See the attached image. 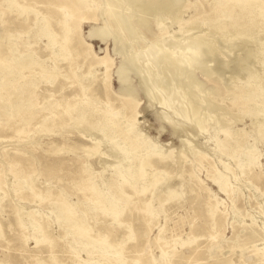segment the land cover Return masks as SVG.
Listing matches in <instances>:
<instances>
[{"label":"rangeland","instance_id":"rangeland-1","mask_svg":"<svg viewBox=\"0 0 264 264\" xmlns=\"http://www.w3.org/2000/svg\"><path fill=\"white\" fill-rule=\"evenodd\" d=\"M184 1H175L173 14L163 12L151 18L152 32L144 31L146 38L138 45L133 44L137 39L128 34L126 44L116 50L111 38L103 41L87 36L93 25H103L100 16L94 22H80L79 16L99 13V9L88 5L83 15L76 14L71 21L78 26L79 33L69 45L68 59L60 60L53 71L57 75L54 82L40 83L34 92L35 115L23 123L21 113L10 121H0V264H96L95 261L104 262L105 249L119 251L121 264H264V140L254 138L256 118L249 113L253 106L264 109V96L257 100L237 97V92L247 84L250 90L258 91L257 86L264 83V23L259 21L253 27L246 24L240 33L234 28L219 32L208 28L210 19L204 22L199 17L200 12L211 16V0H189L195 5L186 9L182 7ZM22 2L45 13L52 27L58 29V21L69 13L67 5L75 1ZM143 2V8L152 7V0ZM5 17L6 24H0L2 49L11 41L17 51L24 52L25 42L31 41L30 48L41 59L48 56L46 37L36 40L33 30L26 32L32 14L25 21L15 13ZM155 22L160 23L161 29H157ZM201 36L203 46H198L194 40ZM158 39L165 40L163 45L178 58L181 70L174 66L173 70L161 69L162 59L151 55L158 54L151 46ZM192 48L204 50L190 55ZM189 55L192 63L186 61ZM96 57H106L111 66L109 102H105L102 83L104 67L95 64ZM123 60H135L137 67L129 70L121 82L116 70ZM184 62H190L187 70ZM47 63L51 64V59ZM78 63L83 74L81 83L90 84L86 91L77 86L76 78L64 76L68 70H77ZM90 64L96 81L88 74ZM146 69L152 73L148 75ZM123 87H128L130 93L124 92ZM92 92L103 103L91 98ZM126 97L138 103L139 127L153 141L135 150L136 162L154 150V166L165 170L170 182L181 181L182 192L159 208L160 198L153 197L149 188L135 192L125 185L116 194L120 212L112 221L110 215L90 208L89 191L79 187L94 182L104 188L102 181L111 176L109 166L119 153L96 129L85 123L73 124L70 119L61 123L59 114L67 104L82 101L96 113L94 118L107 114L118 122V108ZM51 104L57 105L52 114L48 109ZM45 116L50 118L49 127L41 125ZM193 116L203 120V129L190 120ZM258 116L257 119H264V112ZM224 129L239 133L242 140L235 153L251 150L255 156L252 162L240 167L235 158L218 149ZM129 136L132 135L125 132L119 139L128 146ZM98 140V150L88 156L84 149ZM160 153L170 156L160 160ZM213 174L224 181L225 192L214 186ZM24 175L30 176L39 195L21 188L19 179ZM136 177L139 186L143 181L139 172ZM164 190L162 186L158 194L163 195ZM60 198L74 203L90 227L88 234L98 244L91 263L84 251L73 248V235L65 234L57 221L51 202ZM149 204L158 207L156 213L148 211ZM210 205L215 208L213 215L208 212ZM30 219L46 230L52 248L47 241L35 243ZM108 264L117 263L111 258Z\"/></svg>","mask_w":264,"mask_h":264},{"label":"bare ground","instance_id":"bare-ground-1","mask_svg":"<svg viewBox=\"0 0 264 264\" xmlns=\"http://www.w3.org/2000/svg\"><path fill=\"white\" fill-rule=\"evenodd\" d=\"M22 1L23 0H0V24L3 26L6 24V14L8 15L10 13H15L18 19H24V21L30 14H32V23L26 32H30L31 30H33V36H35L36 40H40L41 38L46 37L47 41L45 42V48L49 50V54L45 59H41L37 54V51L30 48L31 41L25 42L27 49L24 52L17 51L15 44L11 41H9L7 45H4L3 49L2 47H0V119L1 117H4L2 120H0L1 122L10 121L12 117L16 116L18 113H21L22 115L20 118V122L23 123L30 120L35 115L36 112L34 109V92L38 88L40 83L54 82L57 75L53 71L58 68L57 65L60 60L68 59L69 45L76 40L74 37L79 33L78 26L71 24V21L77 16L76 14L83 15V11H85L88 5L91 7H95V10L99 9V13L91 14V16L88 17L79 16L80 22H94L98 20L100 16L103 20V25H93L88 30L87 36L90 38H98L103 41L111 38L113 40L115 50L117 48H121L122 46H124V44H126L125 38L128 34H132L133 37L137 39L133 42V44L138 45L140 40L146 38L144 35V31L152 32L150 26L151 18H155L156 15H159L163 12H165L166 14L172 12L173 14V9H175L176 7H174V3L176 0L174 1V3L173 0H152V7L147 9L142 7V4L146 2H143L144 0H74L75 2L73 4H71L70 2V5H67L69 8V13H67V15H65L61 21H58L59 28L54 29L50 22V18L45 13L33 6H25ZM62 2H64V0H62ZM194 5L195 3H190L189 0H185L182 7L186 9L193 7ZM55 6L60 7V5L57 4ZM209 12L211 13V16H208L206 13H199V17L202 18V21L205 22L206 20L210 19V24L208 25L209 29H218V31H224L226 29L234 28L236 32L240 33L241 29L246 24H250L253 27V24H257V22L259 21H262L264 23V0H211V8L209 9ZM240 19H244V21H241ZM155 23L157 29H161L160 23ZM2 33L0 34L2 35ZM202 38L203 37L201 36V38L194 40L196 43H198V46L202 45ZM164 41L158 39L155 43H151V46L155 47L153 49H155L158 54H151L153 53V50L151 51V49H149L148 52L151 51V53H148V55L151 54L155 56V58L157 55H159L157 56V60L158 57L162 59L161 69L165 68L173 70L174 66L177 68L179 67V69L181 70V65L178 58L174 57L172 51H170L168 48H166V46L163 45ZM188 45H190L189 42ZM169 47L173 46L171 45ZM195 49L196 50L193 49V51L190 52V55L191 53L194 54L195 52L199 51L203 52L204 50H197V48ZM6 51L8 54L4 53ZM207 51L209 50L207 49ZM262 51H264L263 47ZM144 54H146V52H144ZM190 55L186 58V61L192 60V57ZM145 57L143 58L145 59ZM143 58L140 57V59L142 60ZM50 59L52 63L48 64L47 62ZM137 60H139V58ZM134 61L123 60L120 63L118 69L116 70V73L118 79L121 82L126 79L129 70H132L133 67H137V63L136 61ZM192 61L190 62L192 63ZM189 63L184 62L183 67L185 70H187V66H189ZM95 64L104 67V78L102 79V83L105 87V95L107 96V100L105 102L112 101L110 95L111 66L106 57H96ZM145 64L147 66V63ZM140 65L143 66V64ZM92 66L93 65L91 64L87 66L88 74L93 80L96 81L95 75L92 73V71H90L92 70ZM77 68L78 69L74 71L68 70L64 74V76L68 79L76 78L77 86L83 91H86L89 88L90 84L85 85L81 83L82 79L80 78H83L81 77V75L83 76V74L80 72L81 65L79 63L77 64ZM146 70L148 75L152 73L150 69ZM182 72H184L183 69ZM160 79L162 78L160 77ZM247 85L237 92L238 98H241L242 100H257L262 97L261 95L264 96V83H260V85L257 86L258 91L256 89L250 90L248 88L249 86ZM122 90L126 93L129 92L128 87H123ZM91 98H93L97 103H103L102 101H99L95 96V92L91 93ZM121 100V105L118 108L119 117L121 119H118V122L111 120V118H109L107 114H103L94 118V115L96 113H94V111L82 101H76L67 104L66 107L63 108L64 110L59 114L61 123H65L68 121V119H70L69 121L73 124L80 125L85 123L89 125L90 128L96 129L98 133L101 134L100 136L102 138L104 137L106 142L114 147L115 152L117 151V153H119V156L117 157L118 159L114 161V164L112 166H109L112 173L111 176L108 178H104L102 181L104 188H100L94 182L87 187H79V190L89 191V195L91 197L90 208L98 213L110 215L112 221L116 220L120 212V206L117 204V200L115 198L116 194L117 192L121 191L125 187V185H129L132 189H134L135 192H144L149 188L152 192L153 197L159 196V208L161 207L163 202L182 192L181 181L179 183L170 182L171 177L166 175L168 173L165 170L157 169V167L154 166V163L152 161V155H154L155 153L154 150L148 151L145 154L146 156L142 157L139 162H136L135 150L138 147L143 148L145 146H148L152 144L153 141L151 138L147 137L139 127V121L137 120L138 112L136 111L138 103L128 97L124 99L122 98ZM56 106V104H51L50 107H48V109L50 110V114H52V112L54 111L53 109H56ZM259 112H264V109L261 110V107L258 108L256 106L249 108V113L256 118V127L254 129L253 136L255 139L259 138L264 140V119L262 118L263 115L260 117L262 118V120L257 119L259 117ZM187 116L189 117V115ZM49 119V117H43L41 125L43 127H49L51 125ZM190 120L198 125L201 129L204 128L203 120H201L199 117L193 116ZM215 123H217V121ZM125 132L132 135L126 137V139H129L130 141L128 142V146L124 144L123 140L119 139V136L121 134H124ZM223 132L224 137L217 143L218 149L222 153L235 158L240 167H243L248 162H252L254 160L255 156L251 150L242 151L241 153L237 154L235 153L242 140L236 130L231 133L228 129H224ZM98 143L99 140L93 141V145L91 147H86L84 149L88 156H92L98 150ZM159 155L160 160H163L164 158L170 156L169 154L166 155L164 153H160ZM138 172L140 173L143 181L139 186H136V175ZM14 176L17 178L18 174L15 173ZM19 180H21L20 182L22 183L21 188H27L30 192L36 195L40 194L36 192L29 175H24ZM211 180L214 183V186L217 185L221 192L226 191L225 183L218 174H213L211 176ZM77 185L79 184L77 183ZM162 186L165 187L163 195L158 194L159 189ZM51 204L57 211V221L59 225L65 229V234L70 233L73 235V248L77 250V252L84 251L87 255V262L91 263L93 261V256L98 248V244L94 242V240L88 234L90 227L87 225V222L85 221L82 213L78 211L74 203H69L65 198L57 199L51 202ZM147 208L151 214L156 213V211L158 210V207L153 208L150 204L147 205ZM214 209V205H210L208 207V212L213 215ZM29 221L34 230L35 243L39 244L47 241L52 248L53 242L52 240L48 239L46 230L41 227V225L35 224L33 219H30ZM104 255V262L97 263V261H95V263L108 264L111 258H113V260L117 264H121L119 251L112 252L110 249H105Z\"/></svg>","mask_w":264,"mask_h":264}]
</instances>
